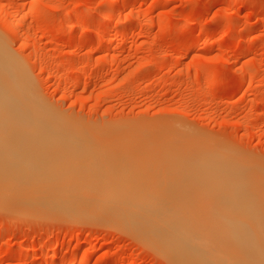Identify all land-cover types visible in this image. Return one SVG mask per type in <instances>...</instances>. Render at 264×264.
I'll return each instance as SVG.
<instances>
[{"label":"rangeland","instance_id":"rangeland-1","mask_svg":"<svg viewBox=\"0 0 264 264\" xmlns=\"http://www.w3.org/2000/svg\"><path fill=\"white\" fill-rule=\"evenodd\" d=\"M172 1L0 0V44L43 104L91 143L80 138L91 145L85 149L88 156L99 155L109 167L123 163L120 169L127 172L119 164L117 169L125 176L112 167L110 174L91 176L96 184L91 194L160 197L166 188L172 196L181 192L180 198L187 197L191 206L180 203L188 211L196 204L189 194L198 186L190 172L199 166L213 170L222 161L219 157L212 164L210 154L224 155L218 170L243 167L264 180V0ZM164 136L191 141L177 151L172 144L168 149L170 143L164 147L166 140L156 143L160 149L151 143L147 148V142L153 145ZM168 151L189 162L176 159L178 167L172 160L175 165L168 169L170 159L163 161ZM138 156L143 170H166L167 175L158 171L166 183L156 189L161 193L133 183L141 181L142 188V180L148 183L157 172L144 171L147 182L135 174L128 179ZM204 156L207 166L199 164ZM179 169L178 178L188 180L176 181ZM177 188L182 189L178 195ZM5 205H0V264H65V259L74 264H177L159 243L156 249L157 243L135 233L138 229L92 206L77 211L78 218L73 212Z\"/></svg>","mask_w":264,"mask_h":264},{"label":"bare ground","instance_id":"bare-ground-1","mask_svg":"<svg viewBox=\"0 0 264 264\" xmlns=\"http://www.w3.org/2000/svg\"><path fill=\"white\" fill-rule=\"evenodd\" d=\"M173 2L172 0H165L163 4L169 5L173 4ZM104 16V18L108 17L106 14ZM143 17L145 16L143 15ZM159 23L164 25L165 21L163 22L162 20ZM203 43L205 44V42ZM9 55L8 50L0 44V205L3 206L11 203L12 207L19 208H48L69 214L73 212V216L77 217L79 216L77 211H80L82 207L92 206L100 210V212L101 210L103 213L106 211V215H113L117 218L116 220H120V224L123 222L128 226L134 227L132 228L134 230L138 229L140 233H135L139 236L141 235V239L148 238L146 241L155 245L159 243L163 249L167 250V253L165 252L166 254H163L172 256L177 264H264V180L261 181L254 177L251 171L243 167L235 166L232 168L224 166L225 168L222 167V171L218 170L219 167L217 166H222L219 164L221 162L223 163V158L225 157L222 154H210V162L212 164L214 163L212 160L216 161L219 157L220 159L222 158V161L220 162L218 160L219 163H216L217 169L215 168L213 170L203 169L199 165L198 169L195 167L197 165L196 162L193 163L195 171L196 169L198 171L190 172L191 176H189L191 178L187 176L189 179L193 178L198 183V186L190 182L191 180L188 181L190 183H185L188 185L191 184L190 186L194 184L193 187H197L194 195H192L193 193L189 194L192 196L189 197V200L196 202V204L192 205L194 210L185 211L184 209L191 206V204H186L187 197L182 195L183 199L180 198L181 192L179 194V191L182 189H175L179 196H172L170 190H167L165 187L164 190L166 191L162 189L163 184L166 183H162L164 182V177L162 178L161 175L163 173L167 175V172L166 170L163 173L160 172L162 169L159 168L161 167L160 162L156 164H160L157 167L160 169L158 171L162 174L160 175L158 171L156 172L163 180L159 176L155 178L153 174L150 175L154 170L151 171L149 169V171L146 169L145 171V168L143 170L141 167L143 164L140 156H138L139 158L137 157L136 160L138 159L139 164L137 166L135 164L137 168L135 170L133 168L131 173H127L128 179L131 174L137 175L136 178L139 177L140 180L144 178L146 181L148 179V183L151 182L150 184L152 185L150 188L148 187V183H143L144 180L141 183L144 185L142 188L139 184L141 181L137 182L135 180L133 183L148 193L155 192L160 187L163 192L161 193L160 190L156 192H160L163 195L158 197V195L153 194L141 196H122L119 194L105 193L91 194L90 191L96 187V184L91 180V176L100 177L102 174H110L107 168H111L112 166L109 167L110 164L107 165L109 161L100 159L99 155L94 154L97 151V146L94 147L95 150L90 148L92 152L93 150L95 152L93 156H88L85 149H89L91 145L89 147L87 145L91 143L88 144V140L80 137L87 142V145H85L86 143L84 144L77 137L79 134L78 128L71 127L72 124L70 125L68 124L69 122L67 123L60 117L54 115L43 104L34 94L32 86H30L31 84L26 78L22 67ZM169 139H166L164 136V139H159L160 141L156 139L157 142L153 143V145L152 142H147L146 146L147 148L150 147L148 143H151V146L156 150L161 148L156 143H165L167 141L165 146H163L168 148L170 143L168 149H171L172 144L176 149L173 150L174 148L172 147L171 150L177 151L180 147V149H184L191 141H187L186 144L185 139L181 141L175 140L172 137ZM195 148L196 146L193 149L195 150ZM150 155H145L146 157L149 156V159H143L144 156L142 157V160L146 159V165L150 164L148 163L150 158L151 161H156L152 160L153 157ZM165 155H170L165 158L166 160H163L166 162L168 159L171 160L167 162V164H171L169 166L164 163L165 166H168V169H172L175 164L177 165L179 163L177 160H182L181 164L183 165L189 162L182 154H179L182 155V158L178 154H172V157L169 151ZM176 155L179 157H176ZM161 158L163 157L161 156ZM172 160L174 162L176 161L175 164ZM135 161L131 160L132 163H135ZM205 161H209L207 160V156H204L200 163L197 162L201 166L210 164V162L207 164ZM113 163H115L113 166L116 168L112 167L111 169L115 173H118L123 163L119 162L118 164L120 166L118 164L116 165L117 162ZM132 163L131 165H133ZM179 165L177 166L179 167ZM191 166L188 167V170ZM113 168L117 169V171ZM122 170V172H127L124 167ZM180 170L177 171L178 173L173 170L171 175L169 172L168 174L174 176L176 172V178H178L179 173L182 172ZM144 171L145 173L150 172V174L148 173L150 176L147 179L148 174L143 176ZM161 171L164 170L162 169ZM156 172H153L154 175H156ZM120 175L125 176L123 173H120ZM132 176L130 178L136 179L134 175ZM170 176L165 177L169 178ZM153 178L156 180L159 178V180L156 181L154 179L153 181ZM181 178L176 179V181L179 179V182L182 179L185 180V177ZM119 179L122 181V178L119 177ZM119 179L116 181L118 182ZM186 180L188 179L186 178ZM179 184L181 185V183ZM112 185L115 186L114 184ZM146 186L148 188H145ZM191 190L189 191L192 192L193 190ZM166 192H170L169 195ZM180 201L181 203L185 202L184 204L186 206L181 204ZM135 207L143 209L135 210ZM155 207L159 208L157 210L152 209ZM32 209L29 208V211ZM94 210L92 209V211ZM79 214L81 215V213ZM86 214L88 213L86 212ZM151 238L155 242H151ZM155 247L158 249L159 245ZM75 253L70 255V260L74 261V257L76 258L77 256H74ZM168 257L167 259L170 258ZM49 258L50 260H54L56 256ZM84 260L85 258L81 259V261ZM61 262L74 264L73 262L66 261V259Z\"/></svg>","mask_w":264,"mask_h":264}]
</instances>
